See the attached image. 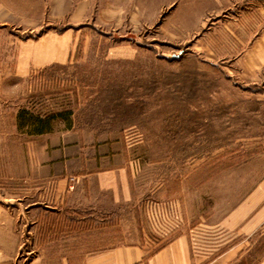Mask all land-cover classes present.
Here are the masks:
<instances>
[{"label": "rangeland", "instance_id": "rangeland-1", "mask_svg": "<svg viewBox=\"0 0 264 264\" xmlns=\"http://www.w3.org/2000/svg\"><path fill=\"white\" fill-rule=\"evenodd\" d=\"M91 10L71 61L0 82V206L20 262L137 240L154 248L182 199L190 209L192 194L204 202L211 191L223 206L233 190L223 176L264 159V0H94ZM78 131L129 144L131 200L51 207L41 181L61 164L43 159L75 153Z\"/></svg>", "mask_w": 264, "mask_h": 264}, {"label": "crops", "instance_id": "crops-1", "mask_svg": "<svg viewBox=\"0 0 264 264\" xmlns=\"http://www.w3.org/2000/svg\"><path fill=\"white\" fill-rule=\"evenodd\" d=\"M93 2L0 0V82L48 63L71 61ZM97 19L109 23L113 17ZM119 141L85 140L78 131L75 153L57 158L49 151L43 163L61 164V168L49 165L41 181L51 207L77 197L83 205L99 208L131 200L135 192L130 146ZM222 180L231 182L233 189L223 206L216 204L217 194L211 191L204 195V202L200 193L195 198L192 194L190 209L182 199L181 224L158 246L149 249L140 240L115 244L78 257L63 256L61 264H264V159L256 156L241 163ZM15 230L9 211L0 206V264H47L39 254L23 262L16 260L22 241Z\"/></svg>", "mask_w": 264, "mask_h": 264}, {"label": "built area", "instance_id": "built-area-1", "mask_svg": "<svg viewBox=\"0 0 264 264\" xmlns=\"http://www.w3.org/2000/svg\"><path fill=\"white\" fill-rule=\"evenodd\" d=\"M162 220H163L162 234L164 235V237L165 235L169 237L173 231L177 230L182 221L179 213L176 215V218L173 216H169V214L166 213L164 214Z\"/></svg>", "mask_w": 264, "mask_h": 264}, {"label": "trees", "instance_id": "trees-1", "mask_svg": "<svg viewBox=\"0 0 264 264\" xmlns=\"http://www.w3.org/2000/svg\"><path fill=\"white\" fill-rule=\"evenodd\" d=\"M34 132H35V133H41V132H43V130H42V129H41V130H35ZM34 132H33V133H34Z\"/></svg>", "mask_w": 264, "mask_h": 264}]
</instances>
